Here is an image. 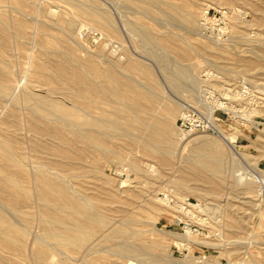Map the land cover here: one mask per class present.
Instances as JSON below:
<instances>
[{
	"label": "rangeland",
	"instance_id": "rangeland-1",
	"mask_svg": "<svg viewBox=\"0 0 264 264\" xmlns=\"http://www.w3.org/2000/svg\"><path fill=\"white\" fill-rule=\"evenodd\" d=\"M261 1L234 0L219 3V0H0V28L4 26L9 34V41L0 43V63L6 66L7 71L9 69L8 75L12 82L9 94H0V140L11 151L18 153L12 151L16 157L19 156L18 159H23L21 162L27 172L18 178L30 196L33 195L29 203L21 196L15 207L11 208L6 200L7 193L3 191L0 193V209L9 219L12 218L11 221H17L15 224L27 233L23 237V247L20 250L23 261L36 264L34 252L39 241H43L54 244L55 255L51 257V262L60 258L66 264H116L117 261L121 264H129V261L134 264H264V180L252 182L249 191H246L241 188L244 184L239 177L244 172L254 174L250 161H257L253 166L264 170V153L261 151L264 149V112L258 110L264 109V99L259 95H252L239 101L235 105V112L220 109L213 114L202 99L204 89L222 90L223 86L242 84L251 89L254 86L250 77L252 72H258L255 82L261 83L264 89V74L260 72V67L264 66V16L262 19ZM207 7L231 9V26L225 37L216 39L200 31L199 17ZM89 11L106 15L113 27L109 25L108 30L99 27L89 19ZM189 13L193 16L192 24L184 21ZM15 20L24 25L21 30H17L13 24ZM82 23L87 24L83 30L80 29ZM94 31L99 34L97 42L91 37ZM140 31H146L151 39L144 42L140 39ZM200 32L203 34L201 38ZM43 40L54 42L55 48L64 50L82 62L83 66L79 71L83 77L86 69L93 66L109 70L113 78L87 73L108 91L113 88L119 91L110 95L103 94L99 98L100 107L97 111L103 117H110L111 110L119 111L120 116L117 117L122 126L104 130L105 135L98 134L104 138L103 142L95 144L98 147H93L95 156L87 155L84 163L73 164L67 170L55 173L59 180H69L67 186L75 189L73 195L78 198L85 196L87 202L84 200V203L89 205V209L95 208L96 214L105 213L102 215L106 217L105 224L95 226L92 237L82 247L46 237L39 217V204L35 200L32 166L37 162L36 166L43 169V159L32 145L31 138L37 134L29 118L34 112L33 102L25 99L24 91L32 85L28 90L54 98L58 89L55 100L68 107H72V102L75 101L79 104L81 100L78 95L66 94L61 88L53 91L48 88L50 80L46 71H39L35 64L45 48ZM113 44L117 46L115 50L111 48ZM130 59L138 62L137 68L127 67ZM245 59L253 61L250 66L243 65ZM191 61L195 62L192 64ZM141 66H148L152 70L158 86L139 70ZM182 66L183 69L190 67L191 77L180 75L179 69ZM131 84L135 90L145 91L147 94L151 92L148 87L156 91L155 94L151 92L155 99L148 98L145 104L154 105L158 115L162 113L163 106L169 103L178 101L182 104L177 110L174 123L161 129V133L159 131L156 134L157 137L167 133L174 139L181 132L179 117L185 108H198L205 119L213 121L212 125L216 128L193 131V136L203 135L208 140L216 139L225 150L221 161L222 186L219 185L217 194L210 188L207 189V185H214L218 180L196 176L199 165L189 159L194 147L192 140L185 141L180 151L165 147L171 151L168 154L164 147L158 149L155 146L156 150L150 142L141 140L136 143L132 138L140 134V130L128 124L131 121L137 123V120H132L131 111L137 112L143 118H147L149 114L139 108L141 101L132 94ZM144 84L148 86L145 88ZM47 89L54 95L48 93ZM11 113L13 118H10ZM34 116L43 125L63 131L64 136L72 137V150L79 151L81 143L87 144L69 123L50 120V116L44 115L42 110L39 114L34 113ZM125 121H128L127 124ZM124 128L127 130H123ZM222 135L229 137L226 139ZM229 140H235L239 150L247 153L248 157L232 153ZM147 162L157 165L161 172L154 174L156 172H153ZM60 173H63L62 176ZM122 181L126 183L124 186H121ZM235 188L236 191H233ZM170 197L175 200L174 204L168 202ZM160 198L178 207L182 206L178 201L185 200L189 202L188 209L176 211L173 208L157 212L154 208L159 207L162 201ZM5 203L8 207L3 205ZM150 205H153V209ZM126 212L130 213V218L123 216ZM231 224L233 227H230ZM118 230H123L124 233L116 235ZM187 230H191L190 235ZM172 233L180 235V238ZM155 239H160L164 245L160 255L141 247ZM126 245L134 246L135 250L125 252L126 255L116 252L115 249ZM3 259L0 258V264H9Z\"/></svg>",
	"mask_w": 264,
	"mask_h": 264
},
{
	"label": "bare ground",
	"instance_id": "bare-ground-1",
	"mask_svg": "<svg viewBox=\"0 0 264 264\" xmlns=\"http://www.w3.org/2000/svg\"><path fill=\"white\" fill-rule=\"evenodd\" d=\"M230 1H234V0H219V3H229ZM261 2H262L261 12L263 13L261 18L263 19V16H264V0H262ZM88 13L90 15L89 19H91L93 22H95L99 27H102L103 29H107V30L109 29V25H111V24H110L106 15H104L102 13L95 12V11H89ZM192 17L193 16L191 15V13H189L188 15H186L184 17V21L189 23V24H192V22H193ZM194 21H196V20H194ZM13 24H15V27L17 28V30H21L22 27L24 26V25L22 26V23L17 21V20H15ZM69 26H70V23L67 24V27H69ZM85 26H87V24L82 23V26L80 27V29L83 30L84 29L83 27H85ZM111 26L113 27V25H111ZM7 30H8V26H7ZM199 34H200V36H199L200 38H201V36L203 37V34H201V32ZM82 35H83V33H82ZM139 35L141 37L140 39H142L144 42L151 39V35L148 34L146 31H140ZM20 38H21V36H20ZM56 39H57V37H56ZM58 39H60V38H58ZM8 41H9V34L6 31V28L4 26H2L0 28V43L4 44V43H7ZM59 41L60 40H58V43H59ZM61 41H63V40H61ZM53 43L54 42L49 41V40H43L42 41V44L45 48L43 47L44 49L40 53L39 58L36 59L35 64H36L37 68L40 69V70L38 69L39 71H41V72L46 71V74L48 75L47 77L50 80V86L48 88L52 89V91L57 89V88H61V90L64 93L65 92H66V94L67 93H74V94L78 95L81 98V100H80L79 104L75 101V102H72V107H68L66 105L59 104V102L57 100H55V96L58 93V89L56 90V92H57V93H55L56 95L54 96V98L52 97L53 98L52 99V98H50L51 96L50 97H48V95L43 96V95H40L34 91L28 90V88L30 89L32 86V85L31 86L28 85L30 87H28L27 90L24 91V97L26 100L33 102L32 107H33L34 112H32L33 114H31L29 118H30V121L32 122L33 128L35 129V131L37 133L33 137V139L31 138V140H33L32 145H33V148L41 155V157L43 159V163H41L43 166V169L37 167L36 166L37 162H36V164L34 165L36 167L32 166L33 172L31 175H32V179H33L34 186L36 189L35 200L37 199L38 204H39V210H40L39 211L40 212L39 217H40V221L42 223L41 225H43L42 229H44L45 236L48 238H51V239H55L57 242H63V243L68 244V245H72V246H76V247H82L92 237L93 232L95 231L94 227L95 226H101L104 223L106 217H104L102 215H104L105 213L102 214L103 213L102 212L101 215L96 214V213H94L95 208H91V209H93V212H92L91 209H89L87 207L89 205H85V203H84V200L87 202V200L85 199V196L84 195L82 196V197H84V199H82V197H80L83 200L82 201L80 198L73 195L72 193L75 189L70 188L69 185L67 186V183L69 180L67 182L65 180L63 181V179L59 180L56 177L57 175H55V173H56V171H58V173H59L61 170H67L73 164L84 163L85 162L84 158L87 155L95 156V154L93 153V149H95V148H93V147L96 146L95 144H99V143L103 142L102 139L104 138L103 136H102L103 138H101L98 134L102 135V134H104L103 131L106 129L109 130L112 127H116V126L121 127L122 126L121 121L119 122V119L117 117V116H120L119 111L111 110V113H109L110 117H108V116L103 117L102 116L103 114L101 112L97 111L100 107L99 106L100 105L99 98L103 94L110 95L113 93H117L119 91L117 89H114V88L112 89V91H108L105 87L101 86L100 83L97 82V80H95L93 78L91 79V77L89 75V73H92L94 75L103 74L107 78H113L111 75V72L109 70H106V69L103 70V69H100L96 66H93V68H91V69H86V72H85L86 75H85V77H83L82 76L83 74L80 75V71H79V70H81V67L83 66L82 62L78 61L76 58L72 57L70 54H68L64 50H60L58 48H55ZM144 47H145V45H144ZM183 53L186 54L185 52H183ZM32 55H33V53H32ZM258 56H260V55H258ZM187 57H189V56L187 55ZM260 58H262V57L260 56ZM260 58H259V60H260ZM195 61H196V59H195ZM195 61H191V63L193 64ZM73 62L75 64H73ZM251 62H253V61L249 60V59H248V61H246V59H245V62H243V65H249V64L251 65ZM239 64H241V63H239ZM262 64H264V61H262ZM138 65H139L138 62H136L133 59H130L127 67H130L131 69L132 68L135 69L138 67ZM86 66H89V64ZM260 68H261L260 72L264 74V66H261ZM139 70L146 77H148L149 79L154 81L156 86H158V83L153 76V72L148 66H141L139 68ZM189 70H190V67H189V69H183V66H182V68L179 69V71L181 73L180 75H182L183 77H191V71H189ZM8 71H9V69H8ZM8 71L6 69V66L3 63H0V94L1 95H5L6 93H8L12 87V82H11L10 76L8 75ZM253 71H255V70H253ZM87 72H89V73H87ZM250 72H252V71L250 70ZM257 74H258V72H252V74L250 75V77H252L251 79L253 81L252 84L254 85L251 88L252 89L251 92H253L251 95H259V96L263 97V99H264V89L262 88L261 83L255 82L256 81L255 78H256ZM180 75L178 73V76H180ZM132 85L133 84H131L130 87H132ZM141 85H142V83H141ZM145 85L146 84H144L143 87ZM147 86L148 85H146L145 88ZM32 88H34V87H32ZM147 89L150 90L154 94L156 93V91H153L152 89H150V87H148ZM49 90L47 91L48 93L50 92ZM132 92H133L132 94L135 97L139 98V101H141V104H139L140 105L139 108H141L142 110H144L145 112H147L149 114V116L147 118H143V117H140L137 112L131 111L132 112V114H131L132 120H134V121L137 120V123L131 121L128 124L134 128H138L141 131V132L139 131L140 134H136V132H133L136 135L132 136V138L136 141V143L141 142V140H145V141L150 142L154 147L157 146L158 149H160V147L161 148L164 147L166 153L169 154V153H171V151L166 150L165 147H172V148L178 149L180 151L182 146H183V143L185 141L188 142V141L192 140L194 147H193V150H191L192 151L191 157H189V159L192 163L194 162L197 165H199V170H196L197 172H195L196 176H198L199 178L201 177V178H205V179L212 178V181L218 180V182H217L218 184L216 182H214V185L209 184V183L207 185V189L210 188L212 190V192L216 193L219 185L221 184L220 186H222V183H220V179L222 177L221 172H223L221 161L223 160L224 155H225V150L220 147L219 141L216 139L208 140L203 135H194L193 136V132H190V133L179 132L174 137V139H173V137H171L167 133L166 134L162 133V137H157L156 134L159 133V131L161 129L166 127V125H170V124L174 123L177 110L179 108H181L182 104L179 103L178 101H174L172 104L169 103V105L163 106V108L161 109L162 113L160 115H158L156 113V108L154 107V105H151V104L146 105L145 104L148 98L154 97V96H152L153 94H151V92H150V94H147L145 91H137L134 89V86L132 87ZM66 94H64V95H66ZM51 95H52V93H51ZM65 97H63V98H65ZM1 98L4 99L3 96ZM153 99H155V98H153ZM171 100H173V99H171ZM148 102H149V100H148ZM249 102H251V101H249ZM68 105H70V104H68ZM41 110L44 112V115L50 116L49 117L50 120L53 119L56 121L69 123L71 125L72 129L77 130L80 133V137H81L82 141L86 142L87 144L81 143V145H80L81 149L79 151L75 150L74 148H73L74 150H72V144H73V138L72 137L64 136L62 133L63 131L61 132L59 130L52 129L47 125H43L42 124L43 122L40 123L35 118L34 113L38 112V114H39V111H41ZM255 110H257V108ZM258 110L264 112L263 108H260ZM3 111H4V109H3ZM41 115H43V114H41ZM7 116H9V115H7ZM37 116H39V115H37ZM13 117H14V115L11 113L10 118H13ZM41 119H43V118H41ZM248 119H249V117H248ZM122 120H123V118H122ZM44 121H46V120L44 119ZM249 121H251V119ZM125 122L127 124L128 121H125ZM123 130H127V129L124 128ZM129 131H131V130H129ZM124 132L125 131H123V133ZM123 133H122V135H123ZM128 133L130 134L132 132H128ZM160 133H161V131H160ZM3 137H6V136L4 135ZM223 137H225L227 139L229 136L224 135ZM2 139H5V138H2ZM19 139H21V138H19ZM31 140H30V142H31ZM77 142H79V141H77ZM155 142H158V143H155ZM228 144L230 146V149L232 150V153H235L241 157H248L247 153L239 150L238 145L235 142V140H233V141L229 140ZM98 146H96V147H98ZM103 149H104V147H103ZM155 149H156V147H155ZM104 150L106 151V149H104ZM12 151L0 140V159H1V161H0V193H2L3 191H6V193H7L6 200H7L8 205L11 206V208L15 207V205L17 204V202L21 196L23 197V198L22 197L21 198L27 202L33 196V195L30 196L28 190L20 183L18 176L26 175L27 171L25 170L24 165L21 162L22 158L18 159L19 156L16 157V155H15L18 153H15V151H13L15 153L14 154ZM261 151H262V153H264V149H262ZM102 152H104V151H102ZM19 155H20V153H19ZM245 159H247V158H245ZM22 161H23V159H22ZM249 163L252 165L251 168H252V171L254 174L244 172L243 175L242 174H240L241 176L238 175L241 179V182H243V184H244L241 188L245 189L246 191H249L250 184L252 182L264 180V170H262V169L258 170L257 167L253 166V164L254 165L257 164V161H250ZM147 165L153 170V172H156L154 174H157L158 171H160V169L157 167V165L155 166V165L150 164L148 162H147ZM38 166H40V165H38ZM145 167H146V165H145ZM255 170H257V171H255ZM60 174L62 176L63 173H60ZM217 177H218V179H217ZM68 178H70V176ZM236 178H237V176L235 177V179ZM222 179H224V178H222ZM125 184L126 183H124V181H122L121 186H124ZM68 187L72 190V192ZM235 187H236V185H235ZM204 188H206V187H204ZM202 190H205V189L202 188ZM232 190L236 191V188L232 189ZM240 191H241V189H240ZM78 193L79 192H77V194ZM79 195H81V194L79 193ZM160 200H162V201H160L159 207L154 208L157 212L165 211L167 209L173 210V208H175L174 210H176V211L177 210L183 211L185 209L181 205L178 207L177 205L175 206V205L169 204L167 201H164L161 198H160ZM88 203H89V201H88ZM1 204H2V201H1ZM3 205L8 207L6 205V203ZM123 205H125V204H123ZM5 206H3V208H5ZM121 207H125V206H121ZM150 207L153 209V205L152 206L150 205ZM1 208H2V206H1ZM17 208L19 209V207H17ZM111 208H113V207H111ZM125 208H128V207H125ZM5 209H7V208H5ZM18 209H16V210H18ZM118 210H120V209H118ZM156 211L154 213H157ZM8 213H9V211H8ZM10 213L15 214L12 212H10ZM97 213H99V212H97ZM13 216H15V215H13ZM123 216H125V218L127 219V218H130L131 215L129 212H126ZM11 220H12V218L9 219L8 215H6L4 213V211L2 209H0V258L6 259L7 263H9V264H27V262H25V260L23 261V258L21 257V251H20L23 247L22 240H24L23 237L26 236L25 235L26 232L23 228H21L20 226L15 224V223H18L17 221L14 223ZM124 221H125V219H124ZM122 222H123V220H122ZM124 224H125V222H124ZM238 224H240V223L238 222ZM238 224H237V226H238ZM230 227H233V225L231 224ZM115 231H117V230H115ZM120 232L124 233L123 230H118V233L116 235H118ZM190 233H191V230L188 231L187 234L190 235ZM116 235H113V236H116ZM172 235L177 236L178 239L180 238V235H178V234L172 233ZM119 236H117V237H119ZM181 237H183V236H181ZM42 240H44V239H42ZM50 243L51 242L47 243V242L39 241V246L34 252L36 260H37L36 264H66V261H64L63 259H60V258H56L54 262H51V257L53 255H55V252H54V247H53L54 244H50ZM23 244H25V243H23ZM117 244H118V242H117ZM123 244H125V242ZM176 244H179V242H176ZM26 245L27 244H25V246ZM141 247L146 249L148 252L150 251L152 253H157V255L158 254L160 255V253L164 250V245L160 241V239H155L149 243H144L141 245ZM115 250L117 253L121 252L123 255H126L127 253L125 254V252H132L135 250V248H134V246L126 245L125 247L121 246ZM112 251H111L112 254H116V253H113ZM4 259H3V261H5ZM116 264H121V262L117 261ZM129 264H134V263H133V261H129Z\"/></svg>",
	"mask_w": 264,
	"mask_h": 264
},
{
	"label": "built area",
	"instance_id": "built-area-1",
	"mask_svg": "<svg viewBox=\"0 0 264 264\" xmlns=\"http://www.w3.org/2000/svg\"><path fill=\"white\" fill-rule=\"evenodd\" d=\"M231 19L232 11L230 8L207 7L201 12L199 17L200 31L212 38L221 39L229 32ZM91 37L93 41L97 42L99 40L98 32H92ZM116 47L115 44L111 46L113 50H115ZM250 92V87L245 84L239 86L229 85L223 86L222 90H202V99L212 114L220 109H229L230 111L235 112V105L239 103V101L241 102L245 98L252 96ZM200 112L201 111L195 107L185 108L182 111L179 117V128L182 133L212 129V127H214L212 125L213 121L205 119ZM164 198H166L165 195ZM168 202H173L174 204L175 200L170 197L168 198ZM178 202L182 203V206L188 209L187 206L189 205V202H186L185 200H179ZM173 264H185V262Z\"/></svg>",
	"mask_w": 264,
	"mask_h": 264
}]
</instances>
